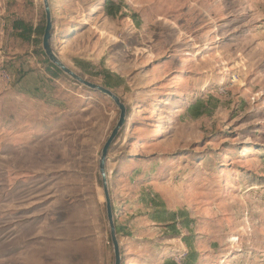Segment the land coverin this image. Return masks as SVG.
I'll list each match as a JSON object with an SVG mask.
<instances>
[{
    "label": "rangeland",
    "instance_id": "374dc122",
    "mask_svg": "<svg viewBox=\"0 0 264 264\" xmlns=\"http://www.w3.org/2000/svg\"><path fill=\"white\" fill-rule=\"evenodd\" d=\"M49 3L52 50L126 107L122 264H264V0ZM16 20L44 30L42 0H0V264H114L119 111Z\"/></svg>",
    "mask_w": 264,
    "mask_h": 264
},
{
    "label": "water",
    "instance_id": "95a60500",
    "mask_svg": "<svg viewBox=\"0 0 264 264\" xmlns=\"http://www.w3.org/2000/svg\"><path fill=\"white\" fill-rule=\"evenodd\" d=\"M42 6L45 16V26L41 39V48L48 61L58 70H60L64 75L70 78L72 81L80 84L81 86L91 91L98 92L108 97L114 103V105L117 107L119 111L118 120L100 151V156L98 160V175L101 184L103 199L105 202L106 220L109 229V237L113 249L114 264H122V256H121L119 241L117 238V230L114 223L113 211H112L111 200L109 195L106 163H107V155L110 146L112 145L119 131L123 128L126 122V107L111 90L103 86H100L98 84H94L84 80L79 75L74 73L71 69H69L67 66H65V64L60 60L59 56L55 54L50 44L52 32L54 28H53V20L51 16V8H50L49 0H42Z\"/></svg>",
    "mask_w": 264,
    "mask_h": 264
},
{
    "label": "trees",
    "instance_id": "16d2710c",
    "mask_svg": "<svg viewBox=\"0 0 264 264\" xmlns=\"http://www.w3.org/2000/svg\"><path fill=\"white\" fill-rule=\"evenodd\" d=\"M13 30L15 32H17V35L19 38L23 39V40H27L30 38V36H32L33 34L37 37L36 39H39V37L42 35L43 33V27H36V28H32V26L26 24L24 21L22 20H16L14 23H13ZM36 43L38 44V46H40V41H36ZM42 53V52H41ZM43 54V53H42ZM44 56V61H45V64L56 70L58 73H60L61 71L58 70L56 67H54L49 61L48 59L46 58V56L43 54Z\"/></svg>",
    "mask_w": 264,
    "mask_h": 264
}]
</instances>
